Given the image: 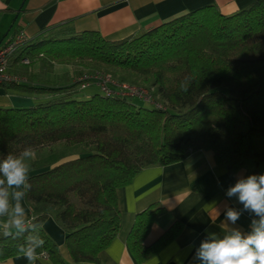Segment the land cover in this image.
<instances>
[{
  "label": "trees",
  "instance_id": "1",
  "mask_svg": "<svg viewBox=\"0 0 264 264\" xmlns=\"http://www.w3.org/2000/svg\"><path fill=\"white\" fill-rule=\"evenodd\" d=\"M19 51L28 81L18 77L19 83L0 87L43 98L30 108L0 109V155L29 145L35 151L58 145L80 151L30 177L25 202L41 225L47 241L42 257L51 264H101L99 254L120 230L116 192L145 169L209 152L230 179L247 168L250 175L264 174V0L229 16L207 6L118 42L54 28ZM58 63L83 67L71 84L36 82ZM36 65L42 76L31 77ZM84 69L121 74L123 83L144 86L161 109L137 108L122 96L83 98L76 81ZM185 78L187 91L181 89ZM161 211L150 208L136 216L127 248L138 264L181 232L174 223L144 245ZM47 219L64 234L62 249L42 229ZM21 243L0 238V263L18 257Z\"/></svg>",
  "mask_w": 264,
  "mask_h": 264
},
{
  "label": "crops",
  "instance_id": "2",
  "mask_svg": "<svg viewBox=\"0 0 264 264\" xmlns=\"http://www.w3.org/2000/svg\"><path fill=\"white\" fill-rule=\"evenodd\" d=\"M257 0H0V47L12 41L19 33L28 40L44 31L62 28L72 33H97L104 41L118 42L182 17L198 9L214 6L223 16L239 12ZM8 72L20 77L22 84L28 78L22 75L17 57L9 61ZM38 65L31 68V77H40ZM69 69L53 68L38 81L67 85L74 82ZM27 73V72H26ZM20 74V75H19ZM28 75V73H27ZM64 80V81H63ZM56 81V82H54ZM82 93L85 99L96 95ZM97 92V91H96ZM43 97L0 87V109L30 108ZM250 168L241 170L230 179L225 170L214 166L209 152H198L182 163L167 167H153L140 172L128 187L116 192L120 215V230L115 240L102 251L101 264H138L127 248V238L136 216L150 208H161L144 240L151 246L174 223L182 226L180 234L145 264H199L193 260L195 250L209 234L223 235L225 206L242 210L235 197L228 198L226 190L238 177L250 175ZM25 207L29 209L25 202ZM221 210L216 216L214 208ZM30 215L33 216L32 211ZM253 217L243 212L235 227L247 232ZM42 229L60 249L64 234L51 219ZM4 237L0 234V238ZM0 264H28L16 257ZM36 264H51L41 257Z\"/></svg>",
  "mask_w": 264,
  "mask_h": 264
},
{
  "label": "clouds",
  "instance_id": "3",
  "mask_svg": "<svg viewBox=\"0 0 264 264\" xmlns=\"http://www.w3.org/2000/svg\"><path fill=\"white\" fill-rule=\"evenodd\" d=\"M188 90V78L181 83ZM34 147L26 146L16 153L0 155V234L22 239L16 248L18 257L36 264L47 243L41 225L30 215L25 201L31 191L30 173L36 160ZM235 197L242 210L225 206L223 235L209 233L196 248L193 257L199 264H264V174L240 176L225 193ZM216 216L221 215L218 207ZM243 212L253 217L247 232L235 227Z\"/></svg>",
  "mask_w": 264,
  "mask_h": 264
},
{
  "label": "built area",
  "instance_id": "4",
  "mask_svg": "<svg viewBox=\"0 0 264 264\" xmlns=\"http://www.w3.org/2000/svg\"><path fill=\"white\" fill-rule=\"evenodd\" d=\"M28 41L24 34L19 33L12 41L0 47V84H16L21 80L7 73L10 59L16 50ZM80 90L95 87L104 97L122 96L133 100L140 101L150 105L156 109H161L159 103L155 102L150 93L139 87L130 86L126 83H117L112 81L111 77L104 74H98L96 77L92 75H82L77 81ZM110 87L112 89H110Z\"/></svg>",
  "mask_w": 264,
  "mask_h": 264
},
{
  "label": "rangeland",
  "instance_id": "5",
  "mask_svg": "<svg viewBox=\"0 0 264 264\" xmlns=\"http://www.w3.org/2000/svg\"><path fill=\"white\" fill-rule=\"evenodd\" d=\"M21 53V51H19V52H17L13 57L14 58H16V57H18L19 58V56H22L23 54H21V55H19ZM23 65H25L24 67H28L27 65H28V62H24L23 63ZM59 68V69H69V73H70V75L72 76V77H75V75H77L78 74V71H79V67H81V69H82V67H83V64H81V66L78 64V63H76V64H71V65H62V64H53L52 65V68ZM46 69V68H45ZM41 70V69H40ZM21 74L22 75H27V73H26V68H21ZM84 72L85 73H83V75H92L93 77H96L98 74H104V75H108V76H110L111 77V79H112V81L114 80L115 82H117V83H123L124 81H125V78L124 77H122L121 76V74H119V73H117V78H115V77H112L111 75H109V74H106V73H102V72H95V73H87L86 72V70L84 69ZM20 75V74H19ZM40 75H42V74H40ZM82 76V75H81ZM81 76H79L78 77V79L81 77ZM13 77H15V76H13ZM44 77V76H43ZM15 78H17V79H19L18 77H15ZM44 78H46V77H44ZM77 79V80H78ZM116 80H118V81H122V82H118V81H116ZM64 81V80H63ZM139 81V80H138ZM54 82H56V81H54ZM128 82H126V84H127ZM48 84H50V83H48ZM51 84H53L54 85V83H51ZM129 84V83H128ZM58 85H60L59 83H58ZM131 86V85H130ZM139 88H145L144 86H142V85H137ZM136 86V87H137ZM134 87H135V85H134ZM87 89H92V91H94V93H96V95L97 94H100V92L95 88V87H90V88H87ZM87 89H84V90H81L82 91V93H91V91L90 90H88L87 92H84L85 90H87ZM110 89H112L111 87H110ZM97 91V92H96ZM81 93V92H80ZM101 95V94H100ZM132 102V104L133 105H135L137 108H142V109H148L149 108V106H147V104H144V103H142V102H139V101H137V100H132L131 101ZM37 152V157H36V160L34 161V164H33V169H32V171H31V173H30V177H32L33 175H37V174H40V173H43V172H45V170H47V167H48V165H51V164H53V163H55V162H57L59 159H62V161L63 160H65V158H67L68 156L69 157H71V158H73V156L75 157L76 156V154H78L80 151H79V149L78 148H76V147H72V148H66V147H62L61 145H58V146H53L52 148H50L49 150H41V151H36ZM45 166H47V167H45ZM32 207L34 208L35 206H34V204H32Z\"/></svg>",
  "mask_w": 264,
  "mask_h": 264
}]
</instances>
